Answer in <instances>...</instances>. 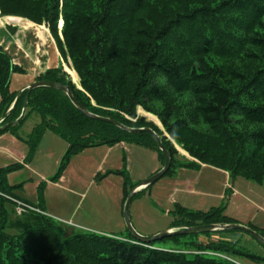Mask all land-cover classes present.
Returning a JSON list of instances; mask_svg holds the SVG:
<instances>
[{
	"label": "trees",
	"instance_id": "trees-1",
	"mask_svg": "<svg viewBox=\"0 0 264 264\" xmlns=\"http://www.w3.org/2000/svg\"><path fill=\"white\" fill-rule=\"evenodd\" d=\"M0 16L46 24L82 90L62 68L36 80L69 86L91 113L131 128L153 129L172 156L167 174L172 167L199 170L205 165L233 178L264 181V0H0ZM23 71L0 48V119L14 104L2 126L18 120L26 104V91L16 99L18 93L11 90L13 75ZM139 109L157 117L163 131L140 118ZM31 113L40 122L26 141L29 156L24 164L0 168V264H233L152 249L135 243L131 234L124 239L94 233L64 237L56 221L45 215L16 216L13 199L30 202L15 193L23 185L11 186L8 176L27 164L48 131L68 144L64 165L85 149L128 142L147 147L165 162L151 134H132L92 120L66 94L50 88L34 90L24 118L0 130V136H19ZM176 144L192 160L180 156ZM109 174L123 176L125 187L130 184L123 170ZM39 197L38 207L45 210ZM177 211L180 216L172 228L233 224L219 211ZM233 232L238 231L212 234ZM212 234L168 239L190 244L191 250L264 260L237 243L197 240Z\"/></svg>",
	"mask_w": 264,
	"mask_h": 264
},
{
	"label": "rangeland",
	"instance_id": "rangeland-1",
	"mask_svg": "<svg viewBox=\"0 0 264 264\" xmlns=\"http://www.w3.org/2000/svg\"><path fill=\"white\" fill-rule=\"evenodd\" d=\"M61 64L64 70L70 67L66 59ZM15 76H19L18 73ZM70 76L74 81L71 79L72 83L80 88L79 80L77 82ZM138 115L163 131L157 117L142 109H139ZM39 122V115L31 113L20 125L19 136L9 132L0 136V165L14 164V159L9 155L12 150L20 151L22 148L24 158L29 156L30 146L26 141ZM164 136L168 137L166 134ZM67 149L66 141L46 132L34 155L11 178L15 185H23L16 193L34 204H39V194H42L48 213L56 219L64 237L81 233L127 237L129 231L124 220V197L130 192L131 185L138 186L154 175L157 166L161 168L158 154L145 146L128 142L85 149L73 155L64 165ZM175 150L180 156H189L177 144ZM119 170L130 177L127 187L123 176L109 174ZM178 208L195 214L219 211L221 217L233 224L255 229L264 236V181H252L242 175L233 178L209 166L199 170L172 167L169 174L133 199L130 209L132 226L137 233L145 236L166 232L180 216ZM178 238L181 243L186 240L185 237ZM197 240L205 244L211 241L237 243L248 253L264 259V246L244 233L201 235ZM175 243L172 239H166L154 245L164 250L192 247L190 244ZM227 255L242 264H264V260L253 261Z\"/></svg>",
	"mask_w": 264,
	"mask_h": 264
},
{
	"label": "crops",
	"instance_id": "crops-1",
	"mask_svg": "<svg viewBox=\"0 0 264 264\" xmlns=\"http://www.w3.org/2000/svg\"><path fill=\"white\" fill-rule=\"evenodd\" d=\"M0 48L12 57L15 65L24 70L23 74L13 76L11 86L12 91H18L34 82L38 75L45 73L47 70L62 66L61 61L63 60V57L61 56L57 44L47 26L37 25L26 19L17 17H0ZM66 70L78 82L79 79L76 73L71 72L67 68ZM9 155L14 159V164L22 162L25 159V151L22 148L20 151H9ZM9 165L12 164L0 165V168ZM157 168L158 170L161 169L158 166ZM16 174L18 173H12L8 176L11 186H18V184L15 185V183L11 182V178ZM19 196L22 199H25L21 195ZM42 203L47 211V204L44 199H42Z\"/></svg>",
	"mask_w": 264,
	"mask_h": 264
},
{
	"label": "water",
	"instance_id": "water-1",
	"mask_svg": "<svg viewBox=\"0 0 264 264\" xmlns=\"http://www.w3.org/2000/svg\"><path fill=\"white\" fill-rule=\"evenodd\" d=\"M39 88H50V89L57 90V91H60L64 94H66L68 96V98L70 99L71 103L73 104V106L78 111H80L82 114H84L86 117H88L92 120L114 125L115 127L121 129L122 131L132 133V134H141V133L151 134L154 137V139L157 141L159 150L161 151V153L165 157L164 166L162 167V169L159 172H157L155 175H153L152 177L148 178L146 181H144L141 184H139L138 186H136L130 192V194L126 200L125 207H124L125 224L127 226L128 231L130 232L131 236L134 239H136L137 241L142 242L144 244H151V243H155V242H158V241H161L163 239L170 238L173 236H185V235L204 234V233H218V232H226V231H240V232H243L246 235L252 237L257 242H259L262 246H264V237L261 234H259L257 231H255L249 227H246V226H243L240 224H226V225L211 224V225H201V226H194V227H183V228L170 229V230H167L166 232H162V233L152 235V236H144V235L137 233L136 230L132 226L131 218H130V209H131V204H132L134 197L137 194H139L142 191L149 188L150 186H152L153 184H155L163 176H165L169 172V170L171 168V164H172V156H171L170 152L167 150V148L165 147V145L163 144L159 135L151 128H131V127H128V126L122 124L121 122L117 121L114 118L102 117V116L96 115L94 113H91L85 106H83L75 98V96H74V94H73V92L69 86L61 84V83L52 82V81H45V80L33 82V83L29 84L28 86H26L24 89H22L18 93L16 99H18V97L23 92H25V91L27 92V101H26L25 106L23 107L22 114L18 118V120H16L15 122L2 126V123L5 121V117L9 114V112L13 108V105H14L13 104L11 109L6 114V116L0 119V130H5L10 125H14V124L20 122L24 118V116L26 115V112H27V103H28L29 97L34 90L39 89Z\"/></svg>",
	"mask_w": 264,
	"mask_h": 264
},
{
	"label": "built area",
	"instance_id": "built-area-1",
	"mask_svg": "<svg viewBox=\"0 0 264 264\" xmlns=\"http://www.w3.org/2000/svg\"><path fill=\"white\" fill-rule=\"evenodd\" d=\"M19 205H20L19 212H21V211H23V208L26 207V206L23 205V204H20V203H19ZM27 207H29V206H27ZM29 208H30V207H29Z\"/></svg>",
	"mask_w": 264,
	"mask_h": 264
},
{
	"label": "bare ground",
	"instance_id": "bare-ground-1",
	"mask_svg": "<svg viewBox=\"0 0 264 264\" xmlns=\"http://www.w3.org/2000/svg\"><path fill=\"white\" fill-rule=\"evenodd\" d=\"M62 24V23H61ZM74 73H76V72H74ZM76 75H77V73H76ZM78 76V75H77ZM78 79H79V77H78Z\"/></svg>",
	"mask_w": 264,
	"mask_h": 264
}]
</instances>
